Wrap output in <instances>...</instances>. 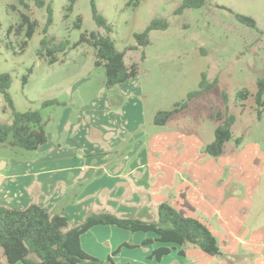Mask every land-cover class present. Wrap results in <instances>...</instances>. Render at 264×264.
<instances>
[{
  "label": "rangeland",
  "instance_id": "obj_1",
  "mask_svg": "<svg viewBox=\"0 0 264 264\" xmlns=\"http://www.w3.org/2000/svg\"><path fill=\"white\" fill-rule=\"evenodd\" d=\"M44 1L52 8L48 37L55 44H68L64 53L54 55L57 61L52 64L37 55L45 8H37L30 1L24 7L20 0H0V73L11 77L8 92L15 110L39 111L52 139L63 119L62 138L52 147L75 153L72 165L81 171L97 159L130 164L135 159L146 160L147 166L143 168L141 163L135 168L148 175L152 203L167 202L185 216L206 223L223 251L222 256L210 257L188 245L195 250L188 251L186 264H264V109L254 100L257 82H264V0H207L203 7L179 14L175 12L182 0H76L67 18V0ZM91 2L107 28L94 23ZM233 14L251 18L256 29L240 24ZM21 15L37 24L24 49L26 27L15 31ZM77 18L80 27L73 28ZM154 19L164 20L166 29L151 31L145 44L138 47L134 34L141 33ZM10 26L14 30L7 35ZM91 32L110 38L116 50L124 52L125 64H136V78L111 89L105 87L104 69L94 65L92 47L77 44L82 35ZM202 73L208 82L217 79L215 88L190 101L164 126H155V113L172 110L183 102L187 93L197 89ZM242 90L249 94L244 101L236 96ZM50 100L66 106L42 107ZM125 103L128 107L123 109ZM3 106L0 95V124H9V113L1 112ZM217 113H228L235 122L231 140L221 155L212 157L204 149L221 124L213 117ZM105 119L111 132L106 130L102 136L96 127ZM66 139L79 149L69 147ZM98 154L102 156L96 157ZM34 157V152L0 145V191L9 175L17 177L20 168H28V161ZM60 170L47 172L50 179ZM135 172V179L142 176ZM74 182L68 187L63 181L56 182L55 194L46 196L48 204L54 203L48 212H60L74 202L83 188ZM95 210L89 201L78 199L69 212L70 225L76 226L84 213ZM114 230L117 232L108 234L111 246L126 237L130 242L145 235ZM121 233L127 236L123 238ZM96 240L101 242V238ZM235 245V251L230 252ZM107 246L96 245L94 252L103 254ZM141 252L134 250L133 257ZM117 258L118 263L128 262V250L124 248ZM0 264H5L3 258Z\"/></svg>",
  "mask_w": 264,
  "mask_h": 264
},
{
  "label": "trees",
  "instance_id": "obj_2",
  "mask_svg": "<svg viewBox=\"0 0 264 264\" xmlns=\"http://www.w3.org/2000/svg\"><path fill=\"white\" fill-rule=\"evenodd\" d=\"M33 2L37 8H45L46 20L42 29V39L39 41L40 50L37 55L41 59H47L52 64L57 61L54 56L57 53H64L67 42L54 43V39L48 37L47 32L52 25V8L44 0H20V4L27 7L26 2ZM76 0H67L64 8L67 18L73 10ZM207 0H182L175 14L182 13L189 9H199L204 6ZM91 16L94 23L100 28H107L106 20L98 13L95 5L91 2ZM234 19L242 25L253 30L256 24L251 18L233 14ZM20 24L15 28L22 30L26 27L25 39L21 49L26 46L37 27L35 21L27 15H21ZM80 27V18H77L73 28ZM167 24L162 19L152 20L141 33L134 34V40L138 47H142L151 31L164 30ZM13 26L7 30V35L12 33ZM86 43L92 47L95 57V66H102L105 76V87L111 89L115 86L128 82L137 76L136 64L127 65L124 62V52L116 50L114 43L108 37H103L98 33L91 32L82 35L77 44ZM26 78H23L25 82ZM11 77L8 73H0V95L4 106L2 113H9L10 123L0 124V145H7L24 151H36L42 145L48 143L45 123L39 111L27 110L16 111L9 94ZM217 85V79L212 82L206 80L202 73L196 90L187 93L186 99L175 104L172 110L157 111L153 117L155 126H164L175 114L184 111L188 103L194 99L202 98ZM264 82H257V92L254 96L255 103L263 110L264 102ZM245 90L237 93V98L244 101L248 97ZM223 102L226 104V94H222ZM42 107L50 105L66 106L55 100L44 101ZM221 121L213 130V140L205 146L204 152L212 157L221 155L226 142L231 140V127L235 122L234 116L226 113L221 116L219 113L213 115ZM95 226H111L130 233L155 234L156 239H144L139 245L124 242L119 245L107 258L102 261L86 253L80 245V237ZM175 244L179 246L191 245L199 249L203 254L215 257L220 256V250L216 238L209 228L200 220L188 216H183L176 209L167 203H161L156 208V219L145 221L136 218H122L115 214L100 212L87 214L82 222L71 227L66 216L52 214L38 204L31 203L24 209H10L0 205V258L5 260V264H117L113 257L122 248L134 249L152 244ZM167 247H159L152 251L150 257L157 261L162 256L167 255Z\"/></svg>",
  "mask_w": 264,
  "mask_h": 264
},
{
  "label": "crops",
  "instance_id": "obj_3",
  "mask_svg": "<svg viewBox=\"0 0 264 264\" xmlns=\"http://www.w3.org/2000/svg\"><path fill=\"white\" fill-rule=\"evenodd\" d=\"M125 107H128V103H125L123 109ZM60 122V125H57V132L54 139H52V136H50L45 127L48 143L42 145L36 151H32L34 152L36 157H34L33 160L28 161V168L23 165L20 168L22 169V171L17 174V177L15 175H9L8 180L2 185L3 190L0 191V205L8 207L10 209H24L29 204L35 203L48 211L50 206H54V203L48 204L46 202V196L48 194L51 196L55 194L53 192V189L57 184L56 182L63 181L66 186L68 184L70 186L71 184L73 185V183H75L74 181L76 180L83 186V188L73 201L76 202L78 199L89 201L90 205H94L96 209L94 212L89 211L86 214L84 213L82 216H86L89 213L107 212L115 214L116 216L122 218H136L145 221H152L156 219L154 215L156 213L157 206L161 203L167 202H159L153 204L152 200H150L149 198V187L147 184L148 175L144 173L143 169L135 168L137 166H140L141 163L142 167L144 168L148 164L147 161L145 160L140 162V160L135 159L133 160L134 162L130 164L126 163L125 161L111 162L110 159H97L96 161H94L95 163L90 168L81 171L79 168L74 167L76 164L72 165L76 159L75 153H72L70 149L69 154L64 152V150L66 149L57 150L52 147L53 144H57L62 138L61 132L65 123L63 119ZM96 130L101 135L104 134L106 130L111 132V127L108 123V120L105 119L104 121L100 122L96 127ZM114 141L115 140H113V142ZM64 142L69 147L79 149V146L72 144L67 139ZM114 144L116 145L117 143L114 142ZM100 156L102 155L98 154V156L96 157ZM58 168H61L60 174L55 175V173L52 175L53 178L50 179L48 173H53ZM134 172H139V174L142 176L135 179V177H132V175H134ZM70 175L71 179L69 180L68 177ZM36 182L39 183L38 190H36L35 188ZM57 194L60 196L59 191ZM59 196H57V200L59 199ZM55 201L56 199H54L52 202ZM73 203H69L60 212L52 214H60L66 216L69 221L68 216L69 212L72 210ZM182 215L185 216L184 214ZM81 222L82 221L80 219V223ZM204 224L208 227L206 223ZM70 226L73 227L72 225ZM114 229L118 228L111 226L92 227L89 231H87L80 237L81 248L89 255L105 261L106 258L119 245L126 242V238H128L126 237L124 240H120L119 242L114 244V246H111V244L109 245L110 235L108 234L117 232ZM209 230L211 231L210 228ZM121 234L123 238L127 236L125 233ZM143 234L145 235H139L138 239L131 240V244L139 245L144 239H156L155 234L151 232ZM218 234L221 235L220 233ZM92 236H94V238H91ZM95 237L101 238V242L98 243L97 240L95 241ZM237 242L239 244L238 240ZM100 244H107L109 248H106L103 254H96L94 252V248L96 245ZM187 246L188 245L179 246L175 244H161L155 241L152 244L134 249L125 248V250H128V262L127 260H123L121 263L117 262V257L121 255L124 248H122L120 252L116 254L112 259L114 263L117 264H186L187 253L188 251H190V249H193L192 247L190 248ZM159 247H167L169 249V253L162 256L161 259L157 261L155 258H151L150 255L153 250ZM235 248L236 245L235 247H231L229 249L230 252H232L233 250L235 251ZM134 250H142V252L141 254H137L135 257H133ZM220 253V256H222L223 251L220 250ZM130 259H136V261L132 262L130 261ZM103 264L107 263L104 262Z\"/></svg>",
  "mask_w": 264,
  "mask_h": 264
},
{
  "label": "water",
  "instance_id": "obj_4",
  "mask_svg": "<svg viewBox=\"0 0 264 264\" xmlns=\"http://www.w3.org/2000/svg\"><path fill=\"white\" fill-rule=\"evenodd\" d=\"M1 169V168H0Z\"/></svg>",
  "mask_w": 264,
  "mask_h": 264
}]
</instances>
